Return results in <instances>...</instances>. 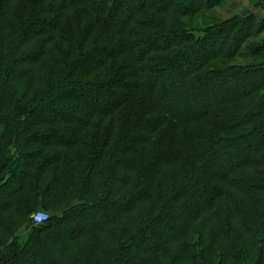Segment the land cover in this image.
Segmentation results:
<instances>
[{
    "label": "trees",
    "instance_id": "trees-1",
    "mask_svg": "<svg viewBox=\"0 0 264 264\" xmlns=\"http://www.w3.org/2000/svg\"><path fill=\"white\" fill-rule=\"evenodd\" d=\"M263 37L264 0H0V264H264Z\"/></svg>",
    "mask_w": 264,
    "mask_h": 264
},
{
    "label": "rangeland",
    "instance_id": "rangeland-1",
    "mask_svg": "<svg viewBox=\"0 0 264 264\" xmlns=\"http://www.w3.org/2000/svg\"><path fill=\"white\" fill-rule=\"evenodd\" d=\"M239 5V6H238ZM238 5L237 3H235L232 7H231V10H234L236 12H246L248 11V9L251 7V3L250 2H247V1H241V2H238ZM236 8V10H235ZM227 9H230V7L228 8L225 7H219L217 8L216 10H214L212 12V14H214V16H218L219 18H222V19H229L232 15L231 13L229 14V12H226ZM242 9V10H241ZM235 13V12H234ZM264 38V37H263ZM257 109H258V106H255L252 110V112H257Z\"/></svg>",
    "mask_w": 264,
    "mask_h": 264
},
{
    "label": "built area",
    "instance_id": "built-area-1",
    "mask_svg": "<svg viewBox=\"0 0 264 264\" xmlns=\"http://www.w3.org/2000/svg\"><path fill=\"white\" fill-rule=\"evenodd\" d=\"M33 220L36 224H41L48 220V216L45 213H38L34 215Z\"/></svg>",
    "mask_w": 264,
    "mask_h": 264
},
{
    "label": "crops",
    "instance_id": "crops-1",
    "mask_svg": "<svg viewBox=\"0 0 264 264\" xmlns=\"http://www.w3.org/2000/svg\"><path fill=\"white\" fill-rule=\"evenodd\" d=\"M10 257H11V255H10Z\"/></svg>",
    "mask_w": 264,
    "mask_h": 264
}]
</instances>
